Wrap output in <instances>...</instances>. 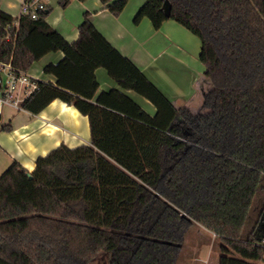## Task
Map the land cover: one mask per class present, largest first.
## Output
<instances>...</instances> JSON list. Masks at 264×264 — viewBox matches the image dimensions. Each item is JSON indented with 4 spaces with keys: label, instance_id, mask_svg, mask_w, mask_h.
I'll list each match as a JSON object with an SVG mask.
<instances>
[{
    "label": "trees",
    "instance_id": "1",
    "mask_svg": "<svg viewBox=\"0 0 264 264\" xmlns=\"http://www.w3.org/2000/svg\"><path fill=\"white\" fill-rule=\"evenodd\" d=\"M62 7L71 0H58ZM119 15L129 0H101ZM147 0L135 21L159 29L175 19L201 40L204 77L211 81L206 113L180 109L123 55L85 12L69 42L49 24L52 6L20 17L18 36L0 57L27 70L52 51L63 58L44 72L24 108L40 113L61 99L87 115L91 142L60 144L29 170L13 162L0 176V264H92L108 254L132 264L168 213L174 229L157 252L173 264L192 225L219 238V264H262L264 234L243 236L255 197L264 189V0ZM0 18L13 15L0 9ZM104 67L123 89L155 104L154 115L118 88L99 89ZM264 217V205L260 212Z\"/></svg>",
    "mask_w": 264,
    "mask_h": 264
},
{
    "label": "crops",
    "instance_id": "2",
    "mask_svg": "<svg viewBox=\"0 0 264 264\" xmlns=\"http://www.w3.org/2000/svg\"><path fill=\"white\" fill-rule=\"evenodd\" d=\"M146 1L129 0L116 15L101 0H71L66 7L58 0H45L52 6L47 21L69 42L78 38V27L85 12H90V19L104 36L129 57L183 115L206 113L210 110L206 106V101L210 100L208 93L214 85L201 73V40L175 19L166 20L159 29L149 17L136 22L135 17ZM21 2L0 0V9L16 16ZM63 56L62 50L47 53L37 61V68L32 72L41 80L56 81L53 74L44 72V66L49 62L57 63ZM96 75L99 89L94 100L102 91L118 88L150 115L156 113L154 103L132 89L120 87L106 68L98 67ZM90 142L88 116L61 99L53 100L38 114L0 104V176L15 161L32 172L38 156L62 143L75 147ZM194 227L196 230H192ZM212 237L216 236L209 229L195 224L190 226L173 264H219V256L211 263L213 248L208 242H212Z\"/></svg>",
    "mask_w": 264,
    "mask_h": 264
},
{
    "label": "built area",
    "instance_id": "3",
    "mask_svg": "<svg viewBox=\"0 0 264 264\" xmlns=\"http://www.w3.org/2000/svg\"><path fill=\"white\" fill-rule=\"evenodd\" d=\"M46 8L45 0H22L19 14L14 16L11 22L6 23L3 18H0V52L4 42L18 36L21 16L31 15L37 18L39 11ZM40 80L30 68L20 69L12 60L7 61L0 57V104L11 105L17 110H26L24 102L39 88ZM260 243L264 246V237Z\"/></svg>",
    "mask_w": 264,
    "mask_h": 264
},
{
    "label": "rangeland",
    "instance_id": "4",
    "mask_svg": "<svg viewBox=\"0 0 264 264\" xmlns=\"http://www.w3.org/2000/svg\"><path fill=\"white\" fill-rule=\"evenodd\" d=\"M195 36L197 38H199L198 35L195 34ZM200 39V38H199ZM199 62L201 64V73L204 76V70H205V65L204 63L201 61V59H199ZM34 68H37V61H35L31 67L30 70L33 71ZM264 205V189L262 191H260L258 193V195L255 197V201H254V205L253 208L251 210V212L249 213V218L244 226V230H243V236H247L249 234V232H251L253 229L256 228V233L257 234H264V217H260V212L262 210V207ZM176 215H173L172 213H168V215L163 218L161 220V223L155 228V230L153 231L152 235L153 236H157L156 238H162L167 232H172L174 229V223L175 219H176ZM198 226V225H196ZM192 230H196V227L192 228ZM215 236V235H214ZM158 239V241H154V240H150L149 243H145V246L143 247L144 249H141L140 253L137 255V257L135 258L134 262L132 264H140L144 258L148 257L151 254H154V251L156 249V247H158L161 244V241ZM212 242H208L209 247L212 246L213 248V257H212V261L211 263H213L215 260L218 259V256L220 257V251H219V238L212 237ZM172 250L167 252V253H163V252H157V254H155V264H161L163 262H165L166 259L169 258V256H171ZM92 264H114V262L111 261L110 257L108 256V254H103L101 256H99L95 262H93ZM176 264H181L176 263ZM264 264V262L262 263Z\"/></svg>",
    "mask_w": 264,
    "mask_h": 264
},
{
    "label": "water",
    "instance_id": "5",
    "mask_svg": "<svg viewBox=\"0 0 264 264\" xmlns=\"http://www.w3.org/2000/svg\"><path fill=\"white\" fill-rule=\"evenodd\" d=\"M163 7H164L166 14L170 15V13H171V2H170V0H164ZM29 175L32 176L31 172H29Z\"/></svg>",
    "mask_w": 264,
    "mask_h": 264
}]
</instances>
